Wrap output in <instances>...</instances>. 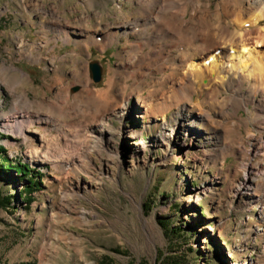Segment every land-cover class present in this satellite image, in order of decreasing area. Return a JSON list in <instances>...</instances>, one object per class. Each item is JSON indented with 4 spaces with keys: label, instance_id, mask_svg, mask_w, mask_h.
I'll return each instance as SVG.
<instances>
[{
    "label": "rangeland",
    "instance_id": "374dc122",
    "mask_svg": "<svg viewBox=\"0 0 264 264\" xmlns=\"http://www.w3.org/2000/svg\"><path fill=\"white\" fill-rule=\"evenodd\" d=\"M143 1L0 0V119L12 109L44 119L25 136L0 130L10 161L28 164L42 183L28 205L16 197L26 180L0 173L3 193L14 196L0 208V264H160L173 253L189 264H264V120L254 116L264 106L251 105V114L229 103L193 132L163 134L161 117L174 125L180 111L158 104L172 63L143 80L129 69L138 37L124 29L144 17ZM249 1L178 7L199 27L228 23L213 11ZM161 220L184 238L173 243Z\"/></svg>",
    "mask_w": 264,
    "mask_h": 264
},
{
    "label": "bare ground",
    "instance_id": "6f19581e",
    "mask_svg": "<svg viewBox=\"0 0 264 264\" xmlns=\"http://www.w3.org/2000/svg\"><path fill=\"white\" fill-rule=\"evenodd\" d=\"M141 5L144 17L134 22L129 20L124 29L125 34L138 37L132 42L137 53L131 58L129 69L134 70L132 78L143 80L149 74L154 76L166 70L165 64L172 63L168 68L170 73L161 79L167 96L158 104L164 109L180 105V111L179 117L173 120L174 125L164 121L165 115L161 117L163 134L166 132L171 137L179 130L193 132L198 122L208 120L220 111L224 115L229 103L239 102L251 114V105L264 106V0L217 9L213 12L219 18V12H222L230 21L199 27L189 25L185 19L186 11L178 7V0H144ZM150 7L155 9L152 11ZM98 34L90 36L89 40L97 42ZM165 45L175 51V57L164 52L162 46ZM146 48H149L147 52ZM175 76L177 79L169 81ZM88 78L87 74L86 91L90 88ZM222 94L225 95L223 100L219 98ZM195 96L203 99L195 102ZM91 100L93 98H86V101ZM140 107L146 113L154 110L151 104L141 103ZM11 112L0 119L2 132L25 136L27 128L44 120L38 118L35 121L16 109ZM254 116L264 120V112ZM259 150L264 151V146ZM32 153V158L38 161L49 160L38 150H32ZM73 161L67 159L66 164Z\"/></svg>",
    "mask_w": 264,
    "mask_h": 264
},
{
    "label": "trees",
    "instance_id": "16d2710c",
    "mask_svg": "<svg viewBox=\"0 0 264 264\" xmlns=\"http://www.w3.org/2000/svg\"><path fill=\"white\" fill-rule=\"evenodd\" d=\"M6 153V149L0 146V173L9 174L10 172H15L17 176H20L21 180H26L24 189L20 190L16 197L25 201L28 205H31L34 201V192L39 191L42 186L41 174L36 170H32L28 164L22 162H18L14 165ZM36 178L38 180H36ZM13 201L14 196L11 194L5 195L0 188V208L11 207ZM160 225L164 228L167 237L170 239L172 238L173 243H177L180 239L184 238V236H182L183 229L181 227H172V224L168 220H161ZM159 260L160 264H189L187 255L183 253H173L169 255L161 254Z\"/></svg>",
    "mask_w": 264,
    "mask_h": 264
},
{
    "label": "water",
    "instance_id": "95a60500",
    "mask_svg": "<svg viewBox=\"0 0 264 264\" xmlns=\"http://www.w3.org/2000/svg\"><path fill=\"white\" fill-rule=\"evenodd\" d=\"M90 72L95 83H99L102 80V67L97 61L90 63Z\"/></svg>",
    "mask_w": 264,
    "mask_h": 264
}]
</instances>
